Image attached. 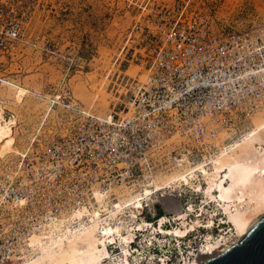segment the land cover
<instances>
[{
  "label": "built area",
  "instance_id": "built-area-1",
  "mask_svg": "<svg viewBox=\"0 0 264 264\" xmlns=\"http://www.w3.org/2000/svg\"><path fill=\"white\" fill-rule=\"evenodd\" d=\"M45 1L0 0V66L32 41L31 26ZM134 28L144 31L138 51L144 79L124 86L118 110L98 114L62 100L63 117L47 129L41 124L19 152L0 160V264H21L37 227L77 206H96V191L117 202L158 172L177 167L183 153L191 161L212 154L230 140L221 141V135H234L252 114L264 112V22L213 27L206 14L163 4L150 8L143 24L135 20ZM6 76L0 74V83ZM173 136L177 140L168 143ZM192 190L170 191L161 214L153 202V224L163 214L162 226H172L178 207L198 213ZM201 228L194 236H201ZM149 231L133 229L132 254L139 248L144 257L155 254L154 260L183 256L176 236L171 246L159 242L166 235ZM203 242L186 255L199 258Z\"/></svg>",
  "mask_w": 264,
  "mask_h": 264
},
{
  "label": "rangeland",
  "instance_id": "rangeland-1",
  "mask_svg": "<svg viewBox=\"0 0 264 264\" xmlns=\"http://www.w3.org/2000/svg\"><path fill=\"white\" fill-rule=\"evenodd\" d=\"M44 4L31 26L32 41L0 66V73L17 79L27 94L21 102L12 87L0 84V99L6 105L5 113L15 116L14 111L20 115L16 127L20 147L25 136L41 124L46 123L44 129H47L65 115L62 106L53 103L52 99L63 100L64 103L72 100L98 114L119 109L124 86L132 78L144 77V64L138 53L144 31L133 29V24L138 18L143 24L150 8L156 10L157 5L163 4L185 7L188 12L208 15L213 27L241 29L264 22V0H46ZM48 105L54 106L56 112L53 111L46 119L44 110ZM258 117H254L255 124ZM248 121L236 130V136L253 127V122ZM257 138L256 143L264 144V129ZM179 169L182 173L188 166L182 165ZM201 184L204 185L203 181ZM250 185L247 189L264 186V176ZM164 192L161 202L154 206L158 213L170 198L169 194H173L168 189ZM189 193L196 210L205 196L202 191ZM225 202H231L223 206L229 215V218H224L228 222L231 220L234 224L242 215L251 213L246 200L239 201L237 197ZM211 210L212 207L207 206L202 219L207 218ZM232 227L234 225L225 223L218 227V232H233ZM201 229L199 238L181 240L183 245L179 251L182 255L204 241L209 229Z\"/></svg>",
  "mask_w": 264,
  "mask_h": 264
},
{
  "label": "bare ground",
  "instance_id": "bare-ground-1",
  "mask_svg": "<svg viewBox=\"0 0 264 264\" xmlns=\"http://www.w3.org/2000/svg\"><path fill=\"white\" fill-rule=\"evenodd\" d=\"M5 75L7 76L2 78L0 84L12 87L16 91V98L24 102L25 89L13 76ZM51 101L61 106L63 104L62 100L52 99ZM72 104L78 105L73 101ZM81 107L87 109V107ZM5 110L4 100L0 99V160L19 152L23 147L18 144L16 130L20 115L13 111L15 116H7ZM53 111L56 112L54 106H45V118L51 116ZM111 112L112 110H109L107 114ZM256 115L259 117L255 124ZM248 120L253 122V127L242 130L238 136L236 133L221 135V141L227 137L230 140L221 143L218 150L212 154L191 161L183 153L176 159L177 167L168 172H158L148 183H143L136 192L129 191L124 195L121 194L123 196L117 202H110L96 191L95 196L99 200L96 206L92 208L77 206L70 212H63L56 219L51 218L41 228L37 227L38 230L30 234L29 248L23 252L21 264H200L203 260L215 256L236 243L257 220L264 216V186L247 189L251 187L250 184L255 179L264 176V144L256 143L257 137L264 129V112L254 113ZM174 139L177 140L173 136L167 142L170 143ZM182 165H187L188 169L180 173L179 168ZM165 189L170 191L194 189L202 191L205 199L197 209L198 213L191 215L187 210L178 207L173 210L175 222L172 226H162L161 223L166 219V215L163 214L160 215L159 225L156 226L153 224L152 203L161 202ZM237 197L239 201L246 200V204L251 209V215H242L243 217L240 220L236 219L233 224L231 220L228 222L224 219L229 218V215L223 206L231 203L225 202L226 199L233 200ZM207 206L212 207V210L207 218L202 219ZM189 210H193L192 205H189ZM216 210L221 212L217 213ZM225 223L234 225L233 232H227L228 234L218 232V227ZM146 227L150 228L149 234L159 231L166 235L165 239H159V242L166 241L169 245H171L172 235L177 237V244L181 242L179 238H196L194 233L199 227L209 229L206 235L211 236L205 235L199 258L183 255L176 261H169L167 256L154 260L153 253L144 257L139 248L133 249L137 254H132L128 248L133 229L145 231ZM143 234L146 236L145 232ZM155 237L154 235L150 238ZM108 242L111 245H108ZM140 242L143 248L142 241ZM144 259L145 262H143Z\"/></svg>",
  "mask_w": 264,
  "mask_h": 264
},
{
  "label": "water",
  "instance_id": "water-1",
  "mask_svg": "<svg viewBox=\"0 0 264 264\" xmlns=\"http://www.w3.org/2000/svg\"><path fill=\"white\" fill-rule=\"evenodd\" d=\"M200 264H264V216L240 240Z\"/></svg>",
  "mask_w": 264,
  "mask_h": 264
},
{
  "label": "trees",
  "instance_id": "trees-1",
  "mask_svg": "<svg viewBox=\"0 0 264 264\" xmlns=\"http://www.w3.org/2000/svg\"><path fill=\"white\" fill-rule=\"evenodd\" d=\"M161 211V210H160ZM157 214H161V212L160 213H158V211H157Z\"/></svg>",
  "mask_w": 264,
  "mask_h": 264
}]
</instances>
